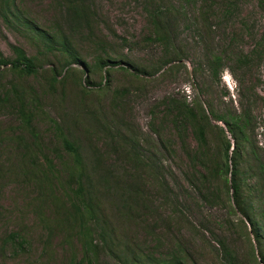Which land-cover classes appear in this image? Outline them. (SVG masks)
<instances>
[{
  "label": "rangeland",
  "instance_id": "obj_1",
  "mask_svg": "<svg viewBox=\"0 0 264 264\" xmlns=\"http://www.w3.org/2000/svg\"><path fill=\"white\" fill-rule=\"evenodd\" d=\"M58 1L16 0L20 11L42 26L49 29L57 24L63 26L90 66L96 54L92 40L97 38L106 39L110 50L114 49L108 50L112 56L124 61L110 67L107 77L109 67L87 72L84 67L74 65L88 94L80 93L82 87L75 76L67 79L64 86L57 83L50 89L47 80L52 77L51 69L58 51L43 54L45 47L33 44L24 31L7 26L0 17L3 54L14 56L11 48L14 44L24 48L30 56H39L43 62L37 77L18 80L6 68L0 77V98L12 90V85L19 84L24 92L23 101H30L29 105L24 103L25 110L33 117L31 130L23 123L18 112L21 106L16 100L7 103L0 100V240L5 233L18 230L28 241L19 252L11 248L1 250L0 242V264H73L62 232H56L46 248L47 231L40 216L52 218L53 207L50 199L38 192L34 176L28 170L36 165L47 171L48 158L65 178L63 162L71 165L72 156L61 143V131L57 130L56 123L64 133L70 131L84 147L92 139L98 150L103 151L112 143L108 136L111 132L119 141L124 138L129 141L130 137L138 139L144 158L155 156L173 191L166 200L155 190V218L143 215L135 224L128 225L125 235L139 253L161 259L171 255L180 244L187 250L191 264H226L220 251L221 241H225L241 258H246L243 264L248 263L250 242L259 256L260 246L254 233L251 231L249 238L239 229L241 215L231 212L230 200L217 198L215 202L207 198V192L214 186L209 189L202 181L198 171L202 167L197 165L195 170L198 162L192 155L197 145L195 136L190 129L185 130L182 124L174 122L175 111H170L172 107L165 101L174 97L202 103L213 125L223 126L232 141L226 124L217 121L210 111L233 115L247 111L255 125L252 139L260 146L264 160V0H164L176 16L171 25L175 31L173 46L169 49L149 39L151 24L145 9L148 0H91L97 14L92 39L86 29L73 34L64 21ZM202 5L210 9L211 28L199 20L202 13L197 9ZM213 54L222 56L224 63L218 76L213 75L208 65ZM246 56L248 62H240ZM165 60L168 62L163 63ZM128 62L139 72H134V68L129 71L120 68ZM88 74L95 85L88 86L85 82ZM83 110H90L96 116L85 117ZM90 120L99 130L96 134L91 131ZM114 129L120 130L122 136ZM216 130L213 126V131L218 133ZM33 133L38 137L37 144L32 146L37 155L35 162L24 148L26 143H32ZM214 135H210L212 151L217 144ZM120 156V151L114 152L107 155L105 161L112 162L115 167L111 168L123 175L122 167H117ZM122 164L127 167L126 163ZM249 183L256 184V179H250ZM62 194V189L54 191V197H62ZM256 196L260 199L259 205H264V185ZM99 206L107 222L115 228L120 230L127 224L126 220L118 218L117 210L108 200H102ZM248 230H251L250 225ZM76 253L75 264H82L78 246ZM109 260L107 255H102V261Z\"/></svg>",
  "mask_w": 264,
  "mask_h": 264
},
{
  "label": "trees",
  "instance_id": "obj_2",
  "mask_svg": "<svg viewBox=\"0 0 264 264\" xmlns=\"http://www.w3.org/2000/svg\"><path fill=\"white\" fill-rule=\"evenodd\" d=\"M58 2L63 15H65L64 21L67 22L73 34L86 29L92 39L93 24L97 21L93 2L91 0H59ZM145 9L151 24L149 39L162 43L167 49L171 48L175 33L171 29V25H174L175 11L169 6L167 7L164 0H148L145 3ZM197 10L202 13L199 20L201 19L205 26L211 28L210 9L202 5ZM168 14L173 15L172 19ZM0 17L7 26L18 27L17 30L24 31L33 44L45 47L43 54L58 51L59 55L55 57L51 69L52 77L47 80L50 89H54L57 83L64 86L67 79L74 76L77 78L76 82L79 81V86L82 87V77L75 71L74 65L82 66V69L84 67L88 70L87 72L102 71L109 67L106 72L107 77L111 70L110 67L124 61L116 60V57L112 56L110 51H114V49L110 50L106 39L97 38L92 40L95 44L96 54L93 55L94 63L90 66L73 43L70 33L64 31L63 26L57 24L55 28L51 29L42 26L25 15V12L20 11L16 0H0ZM193 23L191 22V24ZM11 48L14 52V56L11 57L5 56L0 50V77L5 68L18 80L29 76L37 77L41 74L43 62L39 56L28 55L21 46L12 44ZM167 62L168 60H165L163 63ZM240 62L247 63V56ZM48 63L53 62L48 60ZM208 65L213 75L218 76L224 66L222 56L213 54ZM120 68L126 71L134 68V72H139L130 62L127 63V66H120ZM86 70L84 71L86 72ZM61 74L63 76L59 79ZM85 82L88 86L96 84L91 80L90 74L86 76ZM100 85H102L101 82ZM11 89L13 92H11L12 90L7 91L0 100L3 103L10 102L12 99L16 100L21 106L18 112L22 116L23 123L31 129L33 117L25 110L24 105V103L29 105L30 101H23L24 92L19 84L12 85ZM87 91V88L82 87L80 93L88 94L89 91ZM165 102L168 103V107H172L169 108L170 111H175L174 122L182 124L185 130L190 129L195 136L197 145L192 154L198 159L195 170L197 171V165L202 167L201 170H198L202 181L209 185V189L214 186V189L207 192V198H211L215 202L218 200L217 198L222 200L228 198L231 212L241 215L238 223L239 229L248 236L251 231L254 233L255 240L260 246V254L257 255L253 243L250 242L252 248L249 257H247V264H264V205H259L260 199L258 200L256 196V192L260 191L264 185V160L260 154V146L257 141L252 139V133L255 130L252 117L247 111L241 115L217 114L213 110L210 111L217 121L226 124L232 135V141L228 138L223 126L213 125L208 110L202 103H191L186 99L181 101L174 97L167 98ZM83 111L85 117L95 115L90 113V110ZM96 120L99 122V119ZM88 122L91 131L96 134L99 131L97 126L93 127L96 124L91 120ZM213 126L217 127L218 133L213 131ZM56 128L61 131V143L64 149L72 156L71 165L63 162L65 178L60 176L53 160L48 158L47 171L41 170L33 165L34 163H32L33 167L28 169L34 176L38 192L47 196L53 207L52 218L40 216L44 223V229L47 231L46 248L49 247L54 234L62 232L64 240L69 244L73 264L77 262L78 258L77 246L81 248L80 261L82 264H191L187 257V250L180 244L171 255L164 258L146 257L132 247L125 235L128 225L136 222L138 218L141 219L143 215L154 217L156 210L153 194L160 192L166 200L171 198L173 189L163 176L155 156L150 155L144 158L138 148L139 141L134 137L128 138L129 141L126 138L119 141L116 140L115 134L108 131L112 143L100 152L92 139L84 147L74 139L70 131L64 133L59 123H56ZM115 131L117 135L122 136L120 130L116 129ZM213 133H215L213 137L217 144L212 151L210 135ZM33 134L32 143H26L24 148L29 158L35 162L37 155L33 152L32 146L37 144L38 137L36 133ZM119 151L121 156L117 157V167L120 169L122 167L123 175L111 168L115 167L112 162L105 161L107 155ZM59 157L61 158V155ZM122 162L126 163L127 167L123 166ZM104 164L108 167H105ZM250 179H256V184L251 185ZM213 181H216L218 185H215ZM56 189H62V197H54ZM220 192L223 194L222 197H220ZM228 194L229 196H227ZM62 199L64 200L61 201ZM101 199L108 200L109 205L115 207L120 220H126L127 224H124L120 230L115 228L112 223H108L103 216L99 206ZM248 225L251 226V230H248ZM151 228L154 226L151 225ZM0 242L1 250L11 248L14 252H19L28 241L20 231L13 230L5 233ZM220 251L226 264L245 263L246 258H241L238 252L225 241H221ZM103 254L107 255L110 260L102 261ZM2 264L8 263L3 262Z\"/></svg>",
  "mask_w": 264,
  "mask_h": 264
}]
</instances>
